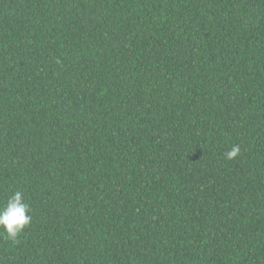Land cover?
<instances>
[{"label": "trees", "instance_id": "1", "mask_svg": "<svg viewBox=\"0 0 264 264\" xmlns=\"http://www.w3.org/2000/svg\"><path fill=\"white\" fill-rule=\"evenodd\" d=\"M16 191L0 264H264V0H0Z\"/></svg>", "mask_w": 264, "mask_h": 264}, {"label": "clouds", "instance_id": "2", "mask_svg": "<svg viewBox=\"0 0 264 264\" xmlns=\"http://www.w3.org/2000/svg\"><path fill=\"white\" fill-rule=\"evenodd\" d=\"M240 153V146L234 145L230 151L225 154L226 159H233ZM32 210L25 201L21 191L14 192L0 206V235L15 242L19 235L30 225L32 221Z\"/></svg>", "mask_w": 264, "mask_h": 264}]
</instances>
